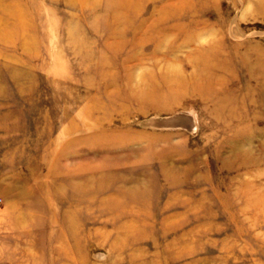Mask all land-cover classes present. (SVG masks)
I'll use <instances>...</instances> for the list:
<instances>
[{"label":"rangeland","instance_id":"rangeland-1","mask_svg":"<svg viewBox=\"0 0 264 264\" xmlns=\"http://www.w3.org/2000/svg\"><path fill=\"white\" fill-rule=\"evenodd\" d=\"M0 264H264V0H0Z\"/></svg>","mask_w":264,"mask_h":264},{"label":"bare ground","instance_id":"bare-ground-1","mask_svg":"<svg viewBox=\"0 0 264 264\" xmlns=\"http://www.w3.org/2000/svg\"><path fill=\"white\" fill-rule=\"evenodd\" d=\"M71 1V0H70ZM73 1H75V0H73ZM78 1H81V2H85V1H87V0H78ZM18 11V8H17V6H8V7H5L4 8V14H5V16H6V18L7 19H11V17L12 16H14L13 15V12H17ZM117 12H118V10H117ZM117 12H115V11H113V13H112V15H111V17H112V20L113 21H118L119 19H121L122 21H120L119 20V22H118V25L116 24L113 28H112V33L114 34V35H116L118 38H120V39H124L125 37H124V26L125 27H134V21H136L137 20V14L136 13H128V12H126V13H124V12H122V14H120V15H117ZM119 13V12H118ZM121 13V12H120ZM21 20L19 19V22H20ZM139 21V20H138ZM115 23V22H114ZM122 23V24H121ZM119 25H121V26H119ZM22 28H23V24L21 23V25H20ZM154 26H155V24H154ZM156 26H157V24H156ZM155 26V27H156ZM120 27H123L122 29L120 28ZM158 28V27H157ZM151 30H153V29H148V30H144L142 33H139L138 34V32H134L133 34H134V39H139V37H141V36H146L148 33H150L151 32ZM159 30L160 31H165V29H158V30H156V31H158V33H160L159 32ZM166 32V31H165ZM135 42V41H134ZM112 45H114L113 43H112ZM112 45H110L109 44V46L108 47H112ZM213 64H216L215 62H212ZM209 66V64L208 65H206V67H208ZM212 70V69H211ZM210 69H205L204 68V70H203V73H204V75L208 78L209 76H210V73H212V71H211ZM215 75V74H214ZM215 78V77H214ZM181 83V82H180ZM210 84V83H209ZM182 85H184L183 83H182ZM181 86V85H180ZM210 85H206V91H209L210 90ZM176 89H178V88H176ZM200 89V88H199ZM165 91L167 92L166 94H164V93H160L159 91H148V92H141V93H137L136 95H132L131 93H128V97H130V99H133V101H135V102H139V103H142V102H152L153 100L155 101V102H157L158 100H160V99H164V98H166L167 96H170L173 92L170 90V89H165ZM203 94H200V97H203L202 96ZM224 99V98H223ZM218 101V100H217ZM218 105H219V103H217ZM220 105H221V103H220ZM166 107H169V106H166ZM155 109V110H157V111H160L161 110V106H160V103H159V101L157 102V103H155V104H153L151 107H150V109ZM149 109V108H148ZM215 116H216V114H215ZM216 119H217V116H216ZM241 121H243V120H241ZM196 123V122H195ZM245 124V123H244ZM197 125V124H196ZM96 127H98V129H102V127H103V124L101 123V122H98L97 124H96ZM109 129V128H108ZM107 129V130H108ZM103 130V129H102ZM251 131V130H250ZM235 134V133H234ZM126 138V137H125ZM240 141V140H239ZM242 151V148H241V146L239 145V144H235V146H234V150L232 151V153H233V155L235 156L233 159H232V161L230 162V163H228V164H226L227 166H229V168L230 167H232V166H236V167H238V169H241V168H239L240 166H242V168L243 167H247V166H249V165H251V164H253L254 163V158H251V157H249V156H247L246 154H244V152L242 153L241 152ZM231 157V156H230ZM238 163H240L241 165L240 166H237V164ZM172 195V194H171ZM245 197L247 198H245L246 199V203L247 204H250V203H254V202H256L258 199L257 198H254L253 199V201L252 200H250V196H248V194L247 195H245ZM252 201V202H251ZM193 212V211H192ZM169 220V219H168ZM123 225V224H122ZM126 225V224H125ZM167 231V230H166ZM125 232V231H124ZM129 234V233H128ZM132 234V233H131ZM136 236V235H135Z\"/></svg>","mask_w":264,"mask_h":264}]
</instances>
